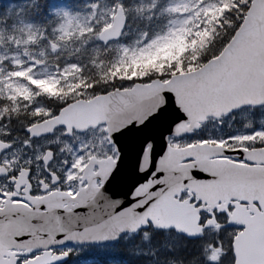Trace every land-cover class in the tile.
<instances>
[{"label": "snow or ice", "instance_id": "6c2138e0", "mask_svg": "<svg viewBox=\"0 0 264 264\" xmlns=\"http://www.w3.org/2000/svg\"><path fill=\"white\" fill-rule=\"evenodd\" d=\"M164 0H152V11L157 9L161 13L178 12V6L169 4L168 8L162 7ZM207 0H200V8L203 9ZM222 3V0H219ZM234 6L226 9L217 18L215 23L217 32H222L214 41L215 48L212 55L195 57L194 61L181 63L177 67L173 62L167 67L169 71H161L158 77H153L145 72L142 76L119 75L120 64H127L135 61L137 57L143 56L146 52L163 51L171 39L159 41L152 40L148 32L141 33L142 40H138L137 45L147 44L146 48L138 47L136 50L129 49L126 45L119 44L121 55L120 64L113 67L111 75L114 82L117 78L128 79L132 83L127 88H105L97 92V84L84 80L76 91L80 93L74 99L62 100L60 106L54 110L43 109L40 106L29 104L24 101L34 114L24 132L26 139L23 142L25 150L33 149V141L39 137H47L57 129L62 130L65 137H72L78 133H88L92 135L79 143H74L68 147L67 155L55 165L58 152H64V148L56 147L58 141H52L43 146H38L42 153L40 156L27 157V169L20 161H10L6 155L10 145L0 141V177H7V187H0V207L11 211L10 218L4 210H0V221H7L11 226L13 223L20 224L23 218L30 219L32 225L43 227L52 211L63 216L69 212L64 206L50 208V201L54 197H59L61 205L71 204V214L80 216L86 214L93 208V203L97 206L105 203L103 197L116 200V207L112 216H104L105 221L115 220L121 217L127 210L132 209L144 220L142 228L153 225L152 211L158 207L161 197H164L169 205L182 209L195 215L199 229L196 232H185L179 226H170L177 232L183 234L185 239L199 241L206 234L214 237L213 249H220L218 256L214 255L212 264H264V237L261 238L258 255L255 258H246L241 249V242L246 240L253 233L254 227L247 217H256L264 222V184L252 192L241 191L217 195L214 199L206 192L202 193L193 188L191 181H197L202 185L215 186L223 182L221 169H212L215 164H227L243 173H255L264 177V159H254L250 154V149L264 150V139L245 141L243 146L228 147L229 144L236 145L237 134L212 135L209 133L200 134V129L206 123V119H201L195 114V104L188 98L187 89L194 86L206 74L218 73L231 59L234 49L237 46L239 37L249 15L256 7L257 0H233ZM264 3V0H261ZM211 6V5H209ZM93 10H99V15L104 17L102 22L97 21V16L93 15L83 23H79V16L73 17L68 11L57 10L59 14L63 11L64 20L58 24L53 31L58 33L55 40L51 41L52 51H58L61 44L66 40L75 38L83 48L89 43L99 41L95 46L98 50L101 47H111L113 41H118L120 35H127L123 32L126 26V4L125 0H113L110 10H100L99 0L89 5ZM123 15V23L119 17ZM186 16L192 12L184 13ZM200 15L204 17L203 11ZM151 19V17H150ZM207 20V17H204ZM227 21V22H226ZM206 25L202 22L199 29H204ZM198 29V30H199ZM192 35H195L193 33ZM215 35V34H213ZM33 36L29 34L27 40L30 42ZM151 41V43H148ZM10 42L16 43L15 37H10ZM81 48L73 49V54L79 56ZM187 54V50H185ZM10 59V58H8ZM100 61L99 55L91 58L92 66ZM5 62L0 59V64ZM193 63H202L204 67L196 72L193 70ZM71 68H80L81 74L85 65L79 59L70 62ZM14 74L9 75V79H17L22 83H27L33 93H40L41 88L37 85L47 82L48 87L43 92L55 94L61 88L62 81L57 79L69 68V62L65 65H56V75L50 80L46 71H37L40 68V61L35 58L30 59L26 64L13 62ZM27 69L28 76L25 77L24 70ZM4 73L0 70V87L3 86ZM139 81V82H137ZM156 92L164 97L163 104L156 107V110L149 111L146 115H141L145 110L155 104L157 100ZM91 94L90 96L88 94ZM119 98V99H117ZM115 101V108L111 111L101 110L99 107L106 101ZM242 105L230 109L231 112L238 111ZM79 114L80 118H75ZM11 117L7 114L0 115V128H6L5 121ZM121 121H126L123 127L116 125ZM37 122L41 127L38 128ZM222 124V119L220 120ZM159 124L164 127V131L159 135L157 143L156 135L150 131V126ZM259 129H249L245 135H254L255 132L264 133V120ZM130 132L142 133L136 138L138 147L135 150L134 158L130 165H126L128 160L126 137ZM5 135H8L5 132ZM222 145L213 153H210L208 160L210 164L199 166L200 161L192 153L201 146L209 143ZM172 147L178 151L183 149L187 154L181 156L183 164H191L188 169L190 176L183 177V187L178 192L170 191L166 187V172L160 167ZM148 153L150 164L147 168L142 167V158ZM36 159L34 165L31 161ZM115 160L111 171L106 178L103 175H95V184L98 191L94 195H89L91 188V173H95L103 167V161ZM85 165L88 167L85 168ZM34 169L40 172V179L33 185ZM81 169H84L81 171ZM21 177H26V182H19ZM148 191L159 192V195H152L145 199L146 194H138L142 185L149 184ZM122 197V199H118ZM247 212V217L239 215L240 210ZM38 235L47 240L49 232L34 229ZM139 231L140 229H135ZM170 230L169 228L163 229ZM226 234L227 245L224 243ZM57 239L54 243H41L31 246L29 241L33 238V230L20 231L8 230L0 233V241L8 240L7 252L0 250V264H6L10 259L11 264H64L70 249H64L71 237L64 232H57ZM108 238L107 236L104 237ZM119 238V234L112 237ZM53 255L54 258L42 262V258Z\"/></svg>", "mask_w": 264, "mask_h": 264}, {"label": "water", "instance_id": "95a60500", "mask_svg": "<svg viewBox=\"0 0 264 264\" xmlns=\"http://www.w3.org/2000/svg\"><path fill=\"white\" fill-rule=\"evenodd\" d=\"M119 20L121 23L124 22L123 15L119 17ZM203 67L204 65L194 71L199 72ZM221 67L222 70L220 72L206 74L194 86L186 90L188 98L195 104L197 117L201 119H206L208 116L219 118L223 114L230 113V109L236 108L238 105H242V107L264 105V3L261 0H257L255 9L249 15L231 59ZM155 94L157 95L155 104L150 109L145 110L140 117L141 119L143 115H146L149 111L154 112L156 107L163 104L164 97L159 92ZM115 106V101L109 100L102 103L99 107L101 110L111 111ZM75 118L79 119V114H76ZM125 122L121 121L116 126L123 127ZM165 126L159 124L150 126L149 130L155 133L157 143H159V135L164 131ZM140 135L142 133L130 132L127 134L128 160L126 165H130L134 158L135 150L138 147L136 138ZM221 147L222 145L208 144L207 146L198 147L192 154L196 155L201 162L199 166H205L211 163L208 160L209 154L218 151ZM184 154L187 153L183 149L178 151L172 147L166 158L160 163V167L166 172L164 179L166 187L170 191L178 192L183 187V177L190 176L188 169L192 165H186L181 162V156ZM249 154L254 159H264V150L262 149H250ZM114 164L115 160L111 162L105 160L100 170L91 173L92 181L89 195H94L98 191V187L95 184V175H103L106 178L107 173L111 171ZM149 164L150 158L146 151L142 158V167L147 168ZM87 167L85 165V168ZM212 169L222 170L223 182L221 184L209 186L192 180L191 185L202 193L206 192L213 199L217 195L229 192H252L264 184V177L255 173H243L227 164H215L212 165ZM151 183H154V181L142 185L139 189L138 194H146L145 199L150 198L152 195H159V192L151 193L148 191ZM103 199L105 201L103 205L97 206L93 203L95 211L90 209L88 213L80 216L71 214V204H65L64 207H67L69 212L61 216L52 211L46 217V223L43 227L39 224L32 225L27 217L23 218L22 223H13L11 226L8 225L7 221H0V233L8 230H33V238L29 241V244L34 247L41 243H54L57 239V232H64L71 237L67 243L109 244L119 239L112 238L116 234H119L120 237L123 234L135 232V229H142L144 220L132 209L127 210L115 220L105 221V215L112 216L113 209L116 207V200L109 199L108 196H104ZM118 199H122V197H118ZM60 206L63 205H61L59 197L51 199V209L54 210ZM0 210H4L5 214L10 218L11 211L15 209L5 210L0 208ZM152 215L154 217L152 222L154 226L152 227L156 229H170V226H179L185 232H196L199 229L195 215L172 207L164 197H161V201L158 207L153 209ZM249 222L253 225L254 231L246 240L241 242V249L244 256L251 259L258 255L261 238L264 237V222H261L256 217ZM34 229L47 230L49 232L47 240L38 235ZM177 233L182 234L180 232ZM105 236L108 238L105 239ZM9 243L10 241L6 239L0 241V250L7 252ZM52 258H54L53 255L43 257L42 262ZM6 264H11V260L9 259Z\"/></svg>", "mask_w": 264, "mask_h": 264}, {"label": "rangeland", "instance_id": "374dc122", "mask_svg": "<svg viewBox=\"0 0 264 264\" xmlns=\"http://www.w3.org/2000/svg\"><path fill=\"white\" fill-rule=\"evenodd\" d=\"M36 0H28V3L25 0H19L18 2H9L5 1L7 5L6 9L1 10L0 12V49H4L8 51L11 50V54H7L9 60L11 61V65L13 66V62L27 63L30 59L35 58L40 61V68L37 71H46L49 80L56 75V65H65L66 62H69V68L67 71L63 72L60 76L63 80L71 83L72 74H79L80 68H71L70 62L73 60L81 59V56L73 54V49L81 48L83 52L89 53L91 56L99 55L100 49H95V46L100 44L99 41H94L93 43H89L86 48H83L80 42L75 39L66 40L61 44V47L58 51H52L51 49V41L55 40L58 36V33H55L52 29L48 30L46 26H42L41 24H35L31 22L26 15V7L31 6ZM76 3L75 6L80 5V11H71L67 6H65L62 0H49L46 1L47 5L51 6V10L56 16L57 24L63 22V11H60L59 14L57 10L68 11L73 17L79 16V23L83 27V23L86 22L87 19H90L93 15L97 16V21L102 22L104 20L103 16L99 15V10H93L89 7L94 0H71ZM3 3V0H0V5ZM100 10L108 11L110 10L113 0H99ZM128 18L134 21L137 18H142L146 16H151V18L156 16V11L153 12L152 9V0H125ZM169 4L178 6V12L168 13L167 11L163 12L168 16L167 23L164 26L163 31L156 33L151 38L152 40H169L173 35H175V39H171L170 43L167 46H172L180 37L181 32L185 26V24L191 20L192 15L186 16L184 13L191 11L192 14L194 11H201L203 9L200 8V4L195 0H169L162 3V7L167 9ZM204 8L209 9L210 6L205 4ZM16 13H19L18 17L15 18ZM48 17V16H47ZM130 21L125 28L127 35H122L120 40L116 42H112L110 49L113 51V55L110 54L109 59H116V62L121 61V55L118 45L123 44L126 45L129 49L136 50L138 47L146 48L147 44L137 45L138 40H142V37L138 33V29L134 26V23ZM46 22L44 18L41 21L42 24ZM40 28H43L41 30ZM31 34L33 39L29 42L27 40V36ZM14 36L15 41L19 42L20 46L17 47L16 43L10 42V37ZM151 43V41H148ZM6 48V49H5ZM19 51V52H16ZM152 51L146 52L144 55H149ZM3 52L0 51V59L1 54ZM101 53V52H100ZM141 57V56H139ZM137 57V58H139ZM3 71V86L0 87L1 91H7L13 97V100H18V102H24L25 100H29V104H34L40 106L43 109L52 110L51 107L47 103H43L39 101L40 93H33L32 89L28 86L27 83H22L17 79H9V75L14 74L15 69L11 71L6 68H1ZM24 75L28 76L27 69L24 70ZM60 77H57L60 78ZM44 83H40L37 86L42 87ZM43 91V89H41ZM42 94V93H41ZM48 103L50 106H54L55 101L51 97H47ZM38 99V100H37ZM14 111L18 113L20 111V106H16ZM25 113H27L26 122L31 123L33 117V110L28 109ZM222 119L223 123H220ZM264 120V106L260 107H245L238 111L232 112L230 114L224 115L219 120H214L209 118L204 123L203 127L200 129V134L211 133L212 135H221V134H237L240 133L236 137L237 144H229L228 146H243L245 141H254L258 139H264V133L255 132L254 135H245L249 129H259L262 127L261 121ZM28 123V124H29ZM10 127L7 124L6 128H0V132H9ZM92 135L91 131L85 133L84 135H77L71 139L64 138L61 131H55L51 136L47 137H39L33 141V149L25 150L23 147V142L26 139V134L23 131L22 137L18 136L13 138L15 142V146L12 151L6 153V155L10 161H20L24 163L25 169H27V157L32 156H40L42 153L38 150V146H43L52 141H58V145H53L54 148H64V152L57 153V159L55 165L58 166V162L62 160L68 153V147L72 146L74 143H79L81 140L88 139ZM34 165L37 163L36 159L31 161ZM82 170V169H81ZM40 177V172L34 169L33 176V185L35 186L36 181ZM1 187H7V180H0ZM224 235V243L227 245L228 241L226 238V234ZM205 239L201 240V244L194 246L195 249L191 246V256L190 263L193 264L197 262L198 264H212V258L214 255L218 256L220 254V249H213L214 237L205 235ZM185 241L184 237L176 234L173 230L155 232L153 230L142 231L137 233L127 234L121 237L120 243H123L128 251L138 250L142 248H148L149 246H157L161 243L167 244L168 242H172V244H182ZM93 246V245H79L72 244L68 246H64V249H70L72 253L71 258L65 264H99L96 262H91V258L95 255H107L114 251L116 247L113 246ZM156 261V259H155ZM112 264V263H111Z\"/></svg>", "mask_w": 264, "mask_h": 264}, {"label": "trees", "instance_id": "16d2710c", "mask_svg": "<svg viewBox=\"0 0 264 264\" xmlns=\"http://www.w3.org/2000/svg\"><path fill=\"white\" fill-rule=\"evenodd\" d=\"M208 1L212 3L213 7L204 14L207 20H204V17H198L189 25L182 38L172 47H167L163 51L153 52L152 55L143 56L135 61H129L127 64H120L119 75L121 77L142 76L147 72L153 77H158L161 71H169L170 69L167 66L171 65L173 62L179 67L181 63L194 61L195 57L206 54L209 56L212 55L215 48L214 41L219 35L223 34L222 32H217L213 21L218 23L217 18L221 16L226 9L233 7L234 2L233 0H222V3H220L219 0ZM42 8L43 0H37L33 10H31V13L34 12L38 16L39 22L42 21ZM130 21L132 20L129 18V22ZM157 21V24L154 25L153 20L143 18L135 19L132 23L140 30V33L148 32L152 35L159 30V23L161 25L160 19ZM202 22L206 27L204 29H199V24ZM193 33H195V35H192ZM185 50H187V54H185ZM100 52V61L93 67L90 60L95 56H91L89 53L81 50L79 56H81L83 60L82 63L85 65L83 74L78 78H74L71 85L61 80V88L55 92L56 95L61 96V100H66L67 91L80 94L76 89L85 79L97 84V92L109 88L110 86H120L124 83L132 82L123 78H117L113 82L111 72L115 65L113 61L107 60L106 58L110 56V51H106L105 48H102ZM201 64L202 63H193V69L199 67ZM45 85V87L49 86L48 83ZM71 88L73 89L71 90ZM194 244L195 242L193 241L185 240L182 244L174 245L172 242H168L167 244L161 243L157 246L151 245L148 248L133 251H128L123 244H117L112 253L103 256L95 255L90 261L99 264H107L112 261H117L118 264H188L190 263V256L192 253L190 247L192 246L194 249ZM193 264L198 263L194 262Z\"/></svg>", "mask_w": 264, "mask_h": 264}, {"label": "flooded vegetation", "instance_id": "af4514ba", "mask_svg": "<svg viewBox=\"0 0 264 264\" xmlns=\"http://www.w3.org/2000/svg\"><path fill=\"white\" fill-rule=\"evenodd\" d=\"M39 128V127H38ZM75 135V134H74ZM3 179H5V180H7V177H1L0 178V180H3ZM39 179H40V177H39ZM25 182H26V179H25Z\"/></svg>", "mask_w": 264, "mask_h": 264}, {"label": "bare ground", "instance_id": "6f19581e", "mask_svg": "<svg viewBox=\"0 0 264 264\" xmlns=\"http://www.w3.org/2000/svg\"><path fill=\"white\" fill-rule=\"evenodd\" d=\"M50 105V104H49Z\"/></svg>", "mask_w": 264, "mask_h": 264}]
</instances>
